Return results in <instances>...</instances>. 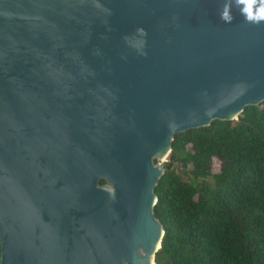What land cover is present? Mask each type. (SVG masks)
I'll return each instance as SVG.
<instances>
[{"label":"water","instance_id":"water-1","mask_svg":"<svg viewBox=\"0 0 264 264\" xmlns=\"http://www.w3.org/2000/svg\"><path fill=\"white\" fill-rule=\"evenodd\" d=\"M223 3L0 0V264H153L173 136L264 101Z\"/></svg>","mask_w":264,"mask_h":264},{"label":"trees","instance_id":"trees-1","mask_svg":"<svg viewBox=\"0 0 264 264\" xmlns=\"http://www.w3.org/2000/svg\"><path fill=\"white\" fill-rule=\"evenodd\" d=\"M153 193V264H264V101L174 135Z\"/></svg>","mask_w":264,"mask_h":264},{"label":"clouds","instance_id":"clouds-1","mask_svg":"<svg viewBox=\"0 0 264 264\" xmlns=\"http://www.w3.org/2000/svg\"><path fill=\"white\" fill-rule=\"evenodd\" d=\"M233 5L239 10L246 23L258 25L264 22V0H224L219 18L222 22L230 24L234 20Z\"/></svg>","mask_w":264,"mask_h":264},{"label":"rangeland","instance_id":"rangeland-1","mask_svg":"<svg viewBox=\"0 0 264 264\" xmlns=\"http://www.w3.org/2000/svg\"><path fill=\"white\" fill-rule=\"evenodd\" d=\"M164 161H167V158H165ZM217 168H218V161L213 159L211 163V173H216Z\"/></svg>","mask_w":264,"mask_h":264}]
</instances>
